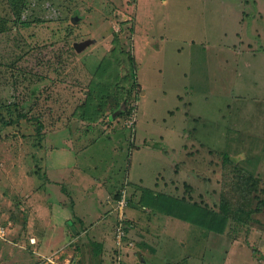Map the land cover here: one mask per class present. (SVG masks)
Returning a JSON list of instances; mask_svg holds the SVG:
<instances>
[{
	"label": "rangeland",
	"instance_id": "374dc122",
	"mask_svg": "<svg viewBox=\"0 0 264 264\" xmlns=\"http://www.w3.org/2000/svg\"><path fill=\"white\" fill-rule=\"evenodd\" d=\"M27 3L28 25L0 35V264L114 263L118 212L112 207L120 191L129 197L132 184L148 198L168 194L214 210L229 195L234 171L255 173L264 184V0ZM6 8L0 0V14ZM79 45L85 46L69 51ZM114 47L125 51L115 82L128 95L120 99L121 113L107 112L97 126L115 125L110 134L98 129L102 140L123 144L120 167L116 172L105 159L104 141L97 146L102 158L93 155L92 163L96 178L100 172L109 175L107 186L112 178L123 187L112 205L103 198L79 202L81 211L90 205L98 212L86 226L103 222L102 242L87 231L67 244L72 235L66 218L60 220V146L85 129L73 123L80 117L76 107ZM128 53L135 78L124 81ZM14 101L43 123L41 139L36 120L17 121ZM146 201L143 213L159 214L153 231L160 241L149 245L161 246L148 256L133 244L127 224L132 245L122 249V264H264V209L253 224L230 220L216 233Z\"/></svg>",
	"mask_w": 264,
	"mask_h": 264
},
{
	"label": "trees",
	"instance_id": "16d2710c",
	"mask_svg": "<svg viewBox=\"0 0 264 264\" xmlns=\"http://www.w3.org/2000/svg\"><path fill=\"white\" fill-rule=\"evenodd\" d=\"M6 6V12L8 14H0V35L2 36L9 33V31H17L19 26H27L29 22L24 19L23 14L28 8L27 0H6ZM36 21L38 22L39 20ZM82 47H84V45H79V47L72 46L69 48V51L72 53L73 51L78 52ZM124 53L125 51L122 49L114 47L104 59L100 61L96 72L94 73L95 77L90 81L84 100L76 107L80 117L73 118L95 121L99 117L104 118V115L107 112L113 113L114 111H118L121 113L119 109L124 103V100H122L123 102L121 103L120 99L124 98L125 95L127 97L128 91H126L124 95L123 87L120 92V89H118V82L116 83L115 79L117 78V71L120 69V63H118V61L121 56L119 57V55H123ZM14 62L9 64V66H13ZM125 62L128 64L127 67L129 68V71H127V78H124V81L128 79L132 80L135 78L133 55L128 53ZM52 70L57 71L55 69ZM135 83L137 82L135 81ZM5 107H10V105H5ZM12 107L17 111V121L25 119L30 121L36 120V127L34 129L35 136L37 139H41L46 132H44L43 123L38 121V118H35L38 116H28L30 109L25 110V108L18 105L15 101L12 103ZM127 112L125 113L126 115ZM129 113L130 112H128V114ZM126 128L131 131L130 128ZM233 176L234 177H232L230 181V193L228 196H223L224 198L216 210L208 208L207 206L202 207L198 203L186 199H177L168 194L159 197L155 195L148 198L143 192L142 197L144 201L149 200L146 202H151L152 207L157 208L158 212H163L171 216H178L180 213L182 219H189L191 220L190 222L196 225H206L209 231L223 233L228 221L231 220L234 223L241 225L253 224L255 222V216L260 214L264 209L263 180L256 176L255 173L249 171L245 172V170L234 171ZM144 201L142 202L145 203ZM176 212L178 214H176ZM126 223L128 226L130 225V222L127 219Z\"/></svg>",
	"mask_w": 264,
	"mask_h": 264
},
{
	"label": "crops",
	"instance_id": "0c3cea01",
	"mask_svg": "<svg viewBox=\"0 0 264 264\" xmlns=\"http://www.w3.org/2000/svg\"><path fill=\"white\" fill-rule=\"evenodd\" d=\"M78 121L79 124H83L85 126V129H82V131H80L79 136L74 137L70 141H67V145L65 144L64 147L60 146V220L66 218L65 226L68 227L72 235V239L70 238L67 244L83 240L84 235L87 231L94 232L98 236V242H102L100 234L103 235L105 232V230L103 229V222H100L97 226L96 224L90 225L88 227L86 226V221L89 218H93L98 215V212L95 213V211L91 209L90 205L83 207V210L89 208L86 212L81 211L79 209L81 205H79V202H91L92 200L96 202L97 199L103 198L107 205H112L114 194L116 193L115 191L118 189L120 191V189H122L123 187L122 186L120 188V185H118L119 182H114L112 178L107 186V180L108 178H110L109 175L108 177H106L104 174L99 172L96 178V176H94V172H96L95 170L97 168L95 166L97 163H92L93 155L98 157V159L102 158L97 146L100 142L104 141V146L102 147L103 152L106 153L104 157L105 159H108L112 163H114L116 172L118 171L120 165L117 152L121 150L123 144L121 143L122 145H119L117 143L116 147V144L113 145V143L110 144V141L102 140V134L98 129L100 127V130L102 131H110L109 133H107L110 134L115 131V125L113 123H108L107 125L101 124V126H97L103 121V117H99L95 121L75 118L73 123H75L76 125V122ZM122 138L125 139L126 136H123ZM124 143H126V141ZM72 152H75V154L78 156H80L81 154L86 155L90 158V161L84 160L82 162H78L76 158L72 156ZM109 168L110 166H107L106 169L109 170ZM128 191V205L125 207L127 208V211L125 210L124 214L125 219L130 222V225L132 227L129 230L127 229L129 231L128 233L129 235L130 233L134 234L133 240L136 241L135 243L133 242V244H136V247H140L142 249V252L144 251L145 254H148V256H157L156 250H158L161 245L158 243L154 246H150L149 242L153 241V239H157L158 242L160 241V235H154L156 231H153V224L158 225L159 214L154 215V212H152L151 215H149V213H143L144 208L142 204L144 203L142 201H144V199L142 197L143 190L140 186H138L137 184H132L131 189ZM131 197L137 202L136 205L139 207L137 211H133L137 206L132 204ZM117 206L116 208L112 207V211L115 210L119 213ZM63 226L64 225L60 224V236L64 234L65 229L63 228ZM135 237L137 238L135 239ZM91 244L93 246H96L98 250L101 247L97 243ZM66 245H64V247ZM124 248L125 247H123V249ZM137 254L140 257L141 261H144V255L142 256L139 252ZM120 257V264H122L123 250L120 252Z\"/></svg>",
	"mask_w": 264,
	"mask_h": 264
},
{
	"label": "built area",
	"instance_id": "2783aa9c",
	"mask_svg": "<svg viewBox=\"0 0 264 264\" xmlns=\"http://www.w3.org/2000/svg\"><path fill=\"white\" fill-rule=\"evenodd\" d=\"M127 206V199L125 196V190L121 191V197L119 199L118 203V218H117V223H116V229H115V244H116V258L115 262L112 264H120L121 263V257H120V252L122 251L123 247L125 246H131L132 243H128L126 241V231L128 229L126 219L124 217L123 209ZM1 231V228H0Z\"/></svg>",
	"mask_w": 264,
	"mask_h": 264
},
{
	"label": "water",
	"instance_id": "95a60500",
	"mask_svg": "<svg viewBox=\"0 0 264 264\" xmlns=\"http://www.w3.org/2000/svg\"><path fill=\"white\" fill-rule=\"evenodd\" d=\"M74 19H75V18H73V20H72V21H74ZM84 46H85V45H84Z\"/></svg>",
	"mask_w": 264,
	"mask_h": 264
}]
</instances>
